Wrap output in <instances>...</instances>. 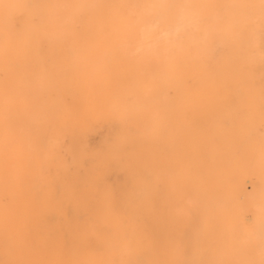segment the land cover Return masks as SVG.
I'll use <instances>...</instances> for the list:
<instances>
[{"label": "bare ground", "instance_id": "6f19581e", "mask_svg": "<svg viewBox=\"0 0 264 264\" xmlns=\"http://www.w3.org/2000/svg\"><path fill=\"white\" fill-rule=\"evenodd\" d=\"M260 26L264 0H0V264H264Z\"/></svg>", "mask_w": 264, "mask_h": 264}, {"label": "rangeland", "instance_id": "374dc122", "mask_svg": "<svg viewBox=\"0 0 264 264\" xmlns=\"http://www.w3.org/2000/svg\"><path fill=\"white\" fill-rule=\"evenodd\" d=\"M246 29L247 28H244L243 30L244 34H246ZM256 37L258 38V41H260L258 45V50L262 53V61H261V64L259 65L260 74L257 78L252 79V82H253L252 84L254 86L255 94L259 96L260 102L262 104L261 107L264 108V27H261V26L257 27ZM241 98L243 101L248 100L245 94H243ZM100 136L101 134L99 133L91 136L90 143L96 144ZM254 137L256 141L261 142V138L258 135V133H255ZM61 144L63 145L64 142H62ZM91 174H92V167H91L90 162L87 159L83 160L76 171L75 178H76L77 183L80 185L84 184L86 180L90 178ZM246 191L248 193L251 192L250 185H246Z\"/></svg>", "mask_w": 264, "mask_h": 264}]
</instances>
